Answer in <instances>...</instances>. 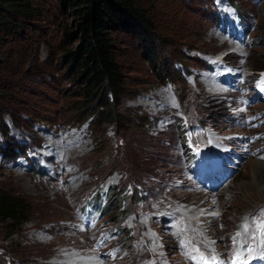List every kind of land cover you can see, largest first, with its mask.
<instances>
[{
  "label": "rangeland",
  "instance_id": "1",
  "mask_svg": "<svg viewBox=\"0 0 264 264\" xmlns=\"http://www.w3.org/2000/svg\"><path fill=\"white\" fill-rule=\"evenodd\" d=\"M31 2L26 34L0 36V188L28 207L0 222V264H231L242 243L264 264V0H142L173 74L120 32L123 118L105 126L71 118L59 0Z\"/></svg>",
  "mask_w": 264,
  "mask_h": 264
},
{
  "label": "trees",
  "instance_id": "2",
  "mask_svg": "<svg viewBox=\"0 0 264 264\" xmlns=\"http://www.w3.org/2000/svg\"><path fill=\"white\" fill-rule=\"evenodd\" d=\"M61 23L57 40L59 60L75 85L70 116L95 126L121 125L118 101L125 93L123 66L118 60L116 37L130 34L155 72L169 79L164 34L142 0H59ZM39 14L31 0H0V36L21 39L26 22ZM7 152L16 143L5 142ZM28 207L23 197L0 188V222L19 224Z\"/></svg>",
  "mask_w": 264,
  "mask_h": 264
},
{
  "label": "snow or ice",
  "instance_id": "3",
  "mask_svg": "<svg viewBox=\"0 0 264 264\" xmlns=\"http://www.w3.org/2000/svg\"><path fill=\"white\" fill-rule=\"evenodd\" d=\"M261 211L264 212V209ZM212 215H219V213H212ZM245 221L246 222L242 225V228L245 232H248L250 230V224L247 222V218H245ZM252 223L255 225V227L252 229V234L248 237L249 241L255 240L257 232H259L261 235H264V218L258 220L256 217H253ZM241 235V232H237L236 235L232 237L234 244L239 242L238 238L241 237ZM254 250L255 249L251 243H247L246 246L242 243L241 248L233 254L231 264H251L252 253ZM245 253L248 255L249 259L243 258ZM193 259H198L199 261L203 262V264H212V262L216 260V257L212 256L209 259L201 254L199 257H193Z\"/></svg>",
  "mask_w": 264,
  "mask_h": 264
},
{
  "label": "bare ground",
  "instance_id": "4",
  "mask_svg": "<svg viewBox=\"0 0 264 264\" xmlns=\"http://www.w3.org/2000/svg\"><path fill=\"white\" fill-rule=\"evenodd\" d=\"M238 53V52H237ZM222 75V74H221ZM220 78V77H219ZM221 87H223V86H218V85H216V84H213V83H211V85H209L208 87H205L207 90H209L210 92H215L216 94H218L219 92H218V90H219V88H221ZM201 211H194L192 214H193V216L195 217V218H198L200 215H201ZM202 218V217H201ZM78 258V257H77ZM79 260H82L83 258H78ZM92 261V263H94V261L95 260H91Z\"/></svg>",
  "mask_w": 264,
  "mask_h": 264
}]
</instances>
